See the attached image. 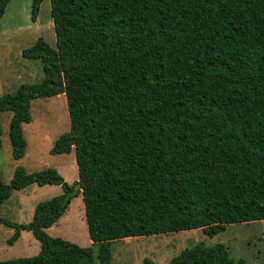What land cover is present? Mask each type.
<instances>
[{
	"label": "trees",
	"instance_id": "1",
	"mask_svg": "<svg viewBox=\"0 0 264 264\" xmlns=\"http://www.w3.org/2000/svg\"><path fill=\"white\" fill-rule=\"evenodd\" d=\"M48 2L54 46L38 38L21 51L40 61L42 79L1 95L0 113H10L18 160L30 102L62 94L68 130L48 153L72 150L77 181L20 167L0 181V206L29 185L62 191L26 224L0 218L13 231L8 245L22 231L38 243L35 256L0 264H89L91 247L96 264H110L114 241L196 229L212 237L264 220V0ZM77 195L87 248L45 234ZM167 264L243 262L222 244L196 243Z\"/></svg>",
	"mask_w": 264,
	"mask_h": 264
},
{
	"label": "rangeland",
	"instance_id": "2",
	"mask_svg": "<svg viewBox=\"0 0 264 264\" xmlns=\"http://www.w3.org/2000/svg\"><path fill=\"white\" fill-rule=\"evenodd\" d=\"M32 0H8L0 18V96L13 94L23 83L35 84L42 79L39 60L25 59L23 49L38 38L53 47L48 0H41L34 19H31ZM9 114H0V181L8 183L15 168L26 173L53 168L67 184L77 181L73 152L50 155L54 140L68 130L65 99L62 94L32 100L29 104L30 122L22 125L25 152L14 160L10 155L7 136ZM59 186L29 185L13 191L0 206V218L15 224L31 220L34 206L61 194ZM12 230L0 224V262L30 258L37 254L38 243L30 232L22 231L11 245L7 240ZM45 234L72 243L80 248L91 247L87 237L80 195L70 199L61 217ZM200 243L211 247L222 244L230 259L243 264H264V220L227 225L212 237L201 230L181 231L147 237L127 238L111 244L110 264H141L148 259L154 264L167 262L185 248ZM92 262L96 264V247H91Z\"/></svg>",
	"mask_w": 264,
	"mask_h": 264
},
{
	"label": "water",
	"instance_id": "3",
	"mask_svg": "<svg viewBox=\"0 0 264 264\" xmlns=\"http://www.w3.org/2000/svg\"><path fill=\"white\" fill-rule=\"evenodd\" d=\"M62 86V79H61V77H58L57 78V83H56V88H60Z\"/></svg>",
	"mask_w": 264,
	"mask_h": 264
},
{
	"label": "crops",
	"instance_id": "4",
	"mask_svg": "<svg viewBox=\"0 0 264 264\" xmlns=\"http://www.w3.org/2000/svg\"><path fill=\"white\" fill-rule=\"evenodd\" d=\"M51 26H52V24H51ZM54 46V45H53ZM1 114V113H0ZM9 117H10V114H9ZM24 125V124H23ZM1 135V134H0ZM25 152V151H24ZM70 152H73L72 150L70 151ZM69 152V153H70ZM60 155H62V154H60ZM73 157H74V155H73ZM75 163V162H74ZM46 231V230H45ZM38 252V251H37Z\"/></svg>",
	"mask_w": 264,
	"mask_h": 264
}]
</instances>
